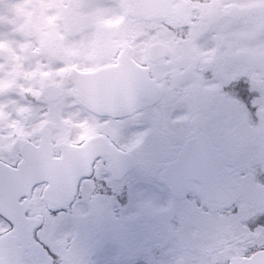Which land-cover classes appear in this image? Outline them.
Wrapping results in <instances>:
<instances>
[{"label":"rangeland","instance_id":"obj_1","mask_svg":"<svg viewBox=\"0 0 264 264\" xmlns=\"http://www.w3.org/2000/svg\"><path fill=\"white\" fill-rule=\"evenodd\" d=\"M216 3V38L206 32L205 18L204 22L195 24L184 39L174 35V30L179 27L177 23L159 22L151 33L152 25L141 22L137 51L144 59L150 43L160 41L170 44L175 53L153 65V75L158 82L167 79L169 85L173 82L175 87L187 90V96L177 98L176 93L167 89L164 94L167 108L163 115H152L154 121L144 113L124 119L119 124L117 135H111L117 142H121L127 134L131 139L134 137L140 146L141 160H163L169 155L165 153L166 147L175 153L192 132V120L208 108V112L216 109L224 114L227 129L235 138L237 156L228 158L224 164V169L235 183L234 198L239 208L236 207L238 212L230 218L222 214L221 218L218 217L216 205L207 204L203 198L193 194L172 192L168 195L169 191L161 181L156 180L149 187L156 189L152 195L141 192L140 183L148 180L146 167H139L124 184H117L127 188L125 234L133 235L137 222L140 223V230L146 233V229L163 230L171 220V231L159 255L161 264H216V253L210 256L207 247L216 242L218 227L226 229L231 222L232 234L240 235L246 232L242 220L246 218L245 210L250 203L264 209V0H216ZM42 5L45 14L51 15L53 4L44 2ZM209 5L201 4L204 17L209 13ZM7 7L6 0H0V85L11 80L12 90L11 94L1 93L0 90V156L11 155L15 159L16 147L35 136L37 141L38 131L47 121L53 125V140L56 142H72L94 132L111 131L114 125L107 119L103 120V115H87L85 111V115L73 114L77 102L67 78L69 70L66 65L73 59L70 54L75 52L80 65H95V49L89 41L74 38L67 31L70 27L64 24L58 26V21L51 18L59 34L55 36L45 31L43 59L38 63L30 60L21 62L20 57L26 58L27 53L22 52L19 56L18 51H13L3 31L6 16L13 15L8 13ZM26 10L32 11L31 8ZM58 12L60 10L54 14ZM21 35L25 37L26 34L22 32ZM215 49L216 67L211 68L215 74L203 78L202 68L210 69V65L203 67L198 62L213 59ZM9 58L14 60L10 63ZM241 80L247 82L251 95L241 92L244 88L239 85ZM48 83L61 84L64 94L55 103L44 100V115H35L37 106L23 99L25 97L19 92L25 93L23 89L31 88L37 93ZM231 88L236 90L231 91ZM39 100H42L41 97ZM78 113L81 114L80 111ZM11 138L18 145H13L9 151L7 145ZM145 154L151 158L145 157ZM35 200V213L41 211L45 215L44 237L62 245L64 236L76 231L79 223L73 216L53 217L52 213L40 210L45 206L41 198L36 197ZM95 202L100 211L105 200L97 197ZM82 204L80 201L77 206ZM75 213L83 219L82 212L76 209ZM0 224L3 223L0 221ZM260 229L264 232V226ZM221 260L224 261V257Z\"/></svg>","mask_w":264,"mask_h":264},{"label":"flooded vegetation","instance_id":"obj_2","mask_svg":"<svg viewBox=\"0 0 264 264\" xmlns=\"http://www.w3.org/2000/svg\"><path fill=\"white\" fill-rule=\"evenodd\" d=\"M6 2L8 13L13 15L6 16L3 31L7 39L10 40L13 51H18L19 56L22 52L27 53L26 58L20 57L21 62L30 60L33 63H38L43 59L46 46L45 31L55 36L59 34L57 26L51 21V18L58 21V26L64 24L68 28L70 27L67 31L73 34L74 38L87 39L95 49L93 51L95 65H80L77 53L70 54L73 59L68 63V66L72 69V72L93 70L116 64L119 56L125 52V44L128 46L127 54L130 59L149 65L150 68L165 59L152 63L147 55L146 58L142 59L137 51L136 45L141 36L138 31L141 16L132 13L130 0H6ZM44 2H47L48 5L53 4V9H50L51 15L45 14L42 5ZM184 2L187 3V19L183 24L184 34L191 33L193 26L198 22H204L205 18L207 21L206 32L216 38V0H175L172 5L177 7L182 3L184 4ZM205 3L210 4L207 17H204L200 9L201 4ZM28 8H31L32 11H27ZM56 10H60V12L55 15ZM125 19H127L129 25L133 26V29L130 26L127 29L124 27ZM161 19L154 18L152 23ZM22 32H25V37L21 35ZM206 48L209 47L206 46ZM213 53L215 55L213 59L198 62L203 67L204 65H210V69L202 68L203 78L209 77L211 73L215 74L214 69L211 68L216 67V49L213 50ZM8 60L11 63L14 59L9 58ZM43 79L42 77V85L44 84ZM69 83L77 102L76 107L73 108V114L85 115V111L87 115H103V120L111 121L114 125L110 128L111 131L94 132L91 135H102L114 149L122 153L132 154L135 165L121 179H115L109 170V155L100 156L94 162L90 175L82 181L81 190L76 197L84 205L77 206L75 200L65 207H57L54 204L45 202L46 209L44 206L40 210L53 213L56 216L60 215V211H63L62 215L73 216L79 223V228L76 231L67 233L64 236L62 245H57L54 241L44 237L45 215L41 211L35 213L37 204L35 198L42 196L45 184L37 185L32 194L22 198L21 201L26 204V215L39 218L41 220L40 226L34 231L32 240H18L13 225L0 217V221L3 223L0 224V264H157L160 261L159 255L165 247L166 236L171 231V223L168 222L163 230L156 231L152 229L151 231L146 229V233H144L140 230V223L137 222L138 227L135 228L134 234H125L124 214L127 188L124 186L118 187L117 184L122 182L124 184L127 177L142 166L148 169L146 171L148 180L140 183L139 190L152 195V191L155 192L156 189L151 190L149 187L154 185L153 182L157 180L161 181L164 187L168 189L169 195L172 193V189L165 183L160 173L163 164L171 160L173 156L167 155L163 160H141L140 146L134 137L131 139L130 135L127 134L121 142H117L115 138H111V135H117L121 121L141 115V112L145 109H148L153 115H163L167 108L166 102L162 100V96L160 97L161 101L137 102L132 107L122 111H102L89 105L76 95L74 78H71ZM0 90L1 93L11 94V80L1 83ZM23 90L26 92H19L25 97L23 99H27L37 106L34 114L44 115L42 91L34 93L31 88ZM168 90L176 93L177 98H184L183 93H187V90L174 85L169 86ZM40 97L42 100H39ZM204 110L205 113L201 115H208V108H204ZM79 111L81 114L78 113ZM35 138L28 141L37 145L38 140L36 141ZM85 141L86 137L75 139L72 142L75 145H82ZM13 145L18 144L13 143L11 138L7 145L9 151L12 150ZM21 146L22 144L16 147L17 157L15 159L11 155L8 157L6 155L5 157L0 156V160L8 165L16 166L21 158ZM166 152L170 153L171 150L166 147ZM52 155H60V151L55 148V145ZM145 157L151 158L148 154H145ZM120 159L121 163L126 165L127 157L121 155ZM225 163L226 157H220L218 165L226 177L220 184L221 188L225 187L229 181L232 182L231 175L224 169ZM97 167H101L102 170H98ZM85 183L86 187L83 190L82 187ZM232 188L235 191L234 183ZM235 195L234 192L232 198L228 201L221 204L216 203L218 217L221 218L222 213L228 214L236 209ZM97 197H103L105 200L104 207L100 211L95 206ZM76 209L83 213V216H85L83 219L75 213ZM245 214H247L246 218L242 220L246 223L245 233L232 234L231 222H229L226 229L223 226L218 227L216 242L207 247L210 250V256H214L216 253V264H228L232 257H251L254 253L264 250V232L260 229L264 226V209L250 203V206L245 210ZM64 232H66V229ZM140 241L141 243H139ZM223 257L224 261L221 260Z\"/></svg>","mask_w":264,"mask_h":264},{"label":"water","instance_id":"obj_3","mask_svg":"<svg viewBox=\"0 0 264 264\" xmlns=\"http://www.w3.org/2000/svg\"><path fill=\"white\" fill-rule=\"evenodd\" d=\"M171 1L132 0L134 13L146 18L160 15L174 18L182 16L181 9L170 8ZM171 51L168 45L159 42L149 47L152 59V55L163 56ZM127 63L128 58L124 57L114 67L79 72L78 85L84 90V94H80L91 104L106 110L122 109L127 103L152 99L159 89L150 80L147 69L136 65L131 70L126 68ZM128 90L132 92V98L122 99ZM62 93L60 87L50 85L46 88L45 96L47 100L53 101ZM222 123L223 116L217 112L197 120L194 135L186 139L176 159L165 164L162 175L175 190L184 188L186 180H197L204 186L207 200L216 202L228 198L231 192L218 189L221 175L214 169V161L217 160V149L214 146L224 153L235 154L234 139L224 132ZM50 132L51 125L47 123L41 129L39 148H32L28 143L23 146V160L18 164V169L7 172L8 170L0 167V215L15 225L20 236L29 239L38 222L24 217L20 197L27 194L33 185L47 181L45 198L56 204L67 202L75 194L79 179L87 175L92 160L101 151L102 145H105L99 144L97 137L91 138L82 148L62 144V158L52 159ZM27 223L28 229L24 228ZM230 264H264V252L257 253L251 259H232Z\"/></svg>","mask_w":264,"mask_h":264}]
</instances>
